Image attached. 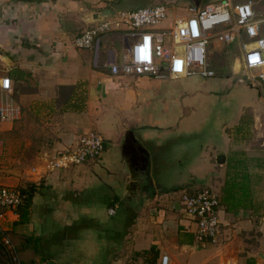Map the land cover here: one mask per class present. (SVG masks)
<instances>
[{
    "label": "crops",
    "instance_id": "obj_1",
    "mask_svg": "<svg viewBox=\"0 0 264 264\" xmlns=\"http://www.w3.org/2000/svg\"><path fill=\"white\" fill-rule=\"evenodd\" d=\"M100 2L108 1L0 0V51L8 58H0V79L12 86L0 90L7 116L0 125L17 132L13 152L2 153L0 186H36L27 223L18 224L15 211L0 217L17 257L23 264H161L163 256L168 264H264V149L253 146L250 122L261 93L230 92L221 119L207 128L206 100L219 97L202 100L197 88L212 89L206 81L108 75L125 53L120 33L101 38L93 67V50L74 40L96 24L93 13L112 8ZM89 132L104 141L99 157L53 167L58 152ZM161 174L176 179L169 189L159 185ZM226 181L235 190H223ZM202 184L219 200L222 226L214 242L194 247V220L164 190ZM0 264H10L1 248Z\"/></svg>",
    "mask_w": 264,
    "mask_h": 264
},
{
    "label": "built area",
    "instance_id": "obj_2",
    "mask_svg": "<svg viewBox=\"0 0 264 264\" xmlns=\"http://www.w3.org/2000/svg\"><path fill=\"white\" fill-rule=\"evenodd\" d=\"M219 1L212 7L191 3L181 15L170 17L164 3L120 12L115 19L96 23L74 40L76 48L93 50V67L99 66L101 38L118 32L124 42L122 61L108 66L111 77L150 76L155 78L182 79L189 77L211 78L215 76L207 61L210 45L229 46L238 43L241 69L248 74L250 83L264 85V9H256L252 1L233 3L234 0ZM246 40V41H244ZM242 81V80H241ZM10 78L0 79V90L9 93ZM6 114L0 110V119ZM104 141L95 132L82 135L78 144L56 154L53 167L81 165L100 156ZM20 190L0 186V217L3 212L16 211L23 202ZM178 202L184 214L196 224L194 247L207 241L214 242L221 231L220 204L217 196L209 190H196L183 194ZM114 208L108 209L113 215ZM2 242L10 264H23L7 235L0 229ZM168 264V257L161 258Z\"/></svg>",
    "mask_w": 264,
    "mask_h": 264
},
{
    "label": "rangeland",
    "instance_id": "obj_3",
    "mask_svg": "<svg viewBox=\"0 0 264 264\" xmlns=\"http://www.w3.org/2000/svg\"><path fill=\"white\" fill-rule=\"evenodd\" d=\"M103 1L104 2L108 1V2L107 3L100 2V3L110 5L117 14L120 12L132 11V10H137L139 8H143L147 6H152L158 3H164L168 7V14L171 18L181 15L184 12V9H186V7H188L191 4L190 0H103ZM245 1H252L257 8H264V0H234L233 3L245 2ZM219 3H220L219 1L201 0L200 6L204 7V6L210 5L212 7H215ZM262 36H264V25H262ZM239 53H240V46L238 45L237 42L229 46L218 45V44L210 45L207 49V61H208L209 67L214 71L215 76L211 78H201V77H189V78H199L209 83L210 84L209 86L212 85L211 90H208V88L206 87L197 88V92L203 95L202 100H205L204 96H206V98L207 97L214 98L215 96L219 97V99L217 100L218 103L216 104L212 103L213 101L210 99L206 100L208 105H210L208 107L210 109V112L208 111L206 117H204V119L206 120H204L202 126L207 127V128H209L213 124H216L218 120L221 119L222 115L220 114V112L224 111L223 108H224L225 98L226 96L229 95L230 92L236 93V96H239L241 98H245L248 94H252V92H255V93L258 92L259 94L261 93L263 100L261 101V104L258 105L257 110L254 113L255 121L253 119L250 122H253L252 124L256 125V130L253 132V135H255L253 146L259 149H264V85L261 83H258L255 85L256 87H254L253 89L247 87V89H245L246 91H244L243 87H245L246 85L248 86L250 85L252 87V85L250 84L251 80L248 79V74L245 70L241 69L240 72H236V70L233 69L234 61L239 55ZM239 80H242V83H240ZM255 97H256V94H255ZM248 114L250 117H252L250 111H248ZM0 127H2L1 131L4 133V136H5L4 138L1 137L2 139H0V151H1L0 161H3L4 159L8 158V155L6 156L5 154H2V153L7 152V150H9L10 153L13 152L11 143H13L17 139V136H16L17 132L16 131L14 132L12 128L7 129L5 125H0ZM37 132L39 134L41 133L40 130ZM211 133H212V139H213L216 134L214 131H212ZM208 134L209 132H205L206 136ZM45 137L47 138V136ZM237 140L239 141V139ZM1 142L2 144H5V145L9 143L4 151H3L4 148ZM212 142L214 143V145L215 144L219 145L220 148H222L221 140H214ZM198 150H199V146H198ZM181 159L189 160V158H186L184 156H182ZM182 162H185V161H182ZM186 162L180 165V167L183 168L186 165ZM10 163L12 162L10 161ZM259 169H260L259 190L263 191L264 190V166L259 167ZM157 179L161 181L159 185H161V187H163L164 189H169L167 188L168 185L172 186L174 181H176V179H173V178L167 179V176H165V174L159 175ZM206 186H207L206 184H202L199 187H193V188L189 186H179V187L174 186V188H171L172 190H164V191H166L165 192L166 195L171 194V195H175L178 198H180L183 194H192L196 190H203V189L209 190ZM261 197H263V195ZM112 219L113 221L115 220L117 221L119 219L118 215H115V217H113ZM2 237L3 236L0 233V243L2 242L1 241Z\"/></svg>",
    "mask_w": 264,
    "mask_h": 264
},
{
    "label": "trees",
    "instance_id": "obj_4",
    "mask_svg": "<svg viewBox=\"0 0 264 264\" xmlns=\"http://www.w3.org/2000/svg\"><path fill=\"white\" fill-rule=\"evenodd\" d=\"M228 186H229V188H228ZM235 187H236L235 184H233V186H230L229 182L226 181L225 182V188L223 190H235ZM35 189H36V186H30L29 189L26 190V191H21L20 190L21 194L24 196V199H23L22 204L20 206H18V208L15 211V213L18 216V221H17L18 224H25V223H27L29 221V216L31 214V211H30L31 198H32V195H33ZM226 201H228V198L227 199L225 198V202ZM0 248H1L4 256L6 257V260H8L7 254H6L4 248H3V246L1 244H0Z\"/></svg>",
    "mask_w": 264,
    "mask_h": 264
},
{
    "label": "water",
    "instance_id": "obj_5",
    "mask_svg": "<svg viewBox=\"0 0 264 264\" xmlns=\"http://www.w3.org/2000/svg\"><path fill=\"white\" fill-rule=\"evenodd\" d=\"M191 3L194 4L195 7H198L200 5L201 0H190ZM117 13L114 11L113 8H104L102 10H99L95 13H93L90 17V20L92 23H99V22H104L106 20H111L116 18ZM0 58L5 60L7 62L8 58L5 54H3L0 51ZM237 67L238 70L236 72L241 71V63L240 59L237 57L234 61V68ZM46 264H54L52 262H47Z\"/></svg>",
    "mask_w": 264,
    "mask_h": 264
}]
</instances>
